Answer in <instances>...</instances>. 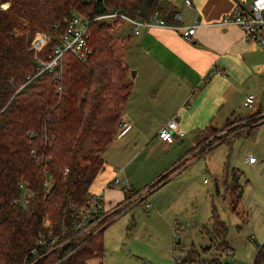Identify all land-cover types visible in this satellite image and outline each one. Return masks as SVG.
Here are the masks:
<instances>
[{"label":"trees","instance_id":"16d2710c","mask_svg":"<svg viewBox=\"0 0 264 264\" xmlns=\"http://www.w3.org/2000/svg\"><path fill=\"white\" fill-rule=\"evenodd\" d=\"M112 9L140 20L159 18L178 24V9L170 0H0V264H55L83 239L58 264H88L89 258L102 257L105 228L124 211L120 205L141 190L126 189L125 199L114 211H106L104 225L94 234L56 249L50 246L46 255L32 262L31 249L40 238L51 245L53 238L61 242L72 234L75 208L88 199L105 167L104 150L124 124L132 80L111 31L117 21L94 19ZM74 14L89 21L88 58L66 52L53 69L37 73ZM38 32L48 34L50 40L37 58L32 41ZM263 122L264 115L254 128ZM178 168L175 165L146 185L145 197ZM231 171L235 173L228 188L235 212L244 187L239 172ZM25 190L29 194L23 196ZM111 213L114 219L105 221ZM210 221L202 225V232L213 245L225 242L227 249L228 226L215 207ZM253 262L264 264V241Z\"/></svg>","mask_w":264,"mask_h":264},{"label":"rangeland","instance_id":"374dc122","mask_svg":"<svg viewBox=\"0 0 264 264\" xmlns=\"http://www.w3.org/2000/svg\"><path fill=\"white\" fill-rule=\"evenodd\" d=\"M113 28L121 54L125 41L117 31L127 35L130 28L128 25ZM40 33L44 32L37 34ZM134 98L130 97L131 101ZM241 106V114L231 115L200 132L199 140L188 153L181 142L174 143L169 150L154 146L139 151L129 168L133 184L141 192L122 207V214L115 217L111 213L105 219L108 222L115 217L103 233L105 254L89 258L88 264H175L177 256L185 259L184 264L199 260L207 264H254L257 248L264 241V122L256 128L254 125L261 120L264 110L246 114L253 107ZM248 132L251 134L247 135ZM210 143L212 147L207 151ZM250 154L258 159L256 165L245 162ZM173 159H180L175 163L179 169L164 185L144 197L146 184L167 172L173 166ZM233 167L239 170V181L244 187L235 212L231 210L228 188L233 183ZM96 186L95 180L91 188ZM27 194L29 190L23 196ZM146 202L151 203L149 208ZM213 207L228 226L227 249H232V256L225 255V242L213 245L201 230L203 224H210ZM239 213L243 219L248 218L242 220Z\"/></svg>","mask_w":264,"mask_h":264},{"label":"crops","instance_id":"0c3cea01","mask_svg":"<svg viewBox=\"0 0 264 264\" xmlns=\"http://www.w3.org/2000/svg\"><path fill=\"white\" fill-rule=\"evenodd\" d=\"M170 1L180 14L176 25H144L137 32L125 21L114 25V28L122 25L130 28L127 35L117 33L126 42L121 56L129 67L132 89L123 115V125L128 127L104 150L105 167L95 179L96 188H90L91 192L103 194L107 210L115 209L125 199L126 189L122 185L105 187V183L118 174L135 187L129 167L140 150L154 146L169 150L181 142L188 153L206 127L241 114V105L249 94L255 98L249 106L252 110L246 114L264 110V47L246 40L239 25L220 23L225 14L238 5H249L252 0H190V4L186 0ZM194 23L196 31L188 41L176 26ZM130 97H135L134 101ZM177 111L185 135L178 137L173 145L162 140L158 132ZM174 159L168 170L180 162ZM257 163L258 159L249 164ZM233 170L239 172L235 167Z\"/></svg>","mask_w":264,"mask_h":264},{"label":"built area","instance_id":"2783aa9c","mask_svg":"<svg viewBox=\"0 0 264 264\" xmlns=\"http://www.w3.org/2000/svg\"><path fill=\"white\" fill-rule=\"evenodd\" d=\"M187 4H190V0H186ZM178 14V13H177ZM180 15H176V18H179ZM95 20H111V21H125L130 23L135 31H138V28L144 25L152 26L155 24H161L165 26H171L166 23L163 19L153 18L152 20H140L136 19L118 9L108 10L103 14H100L94 18ZM222 24L234 23L239 25L244 32V37L246 40L254 41L258 46L264 47V0H252L249 5H238L229 13L225 14L220 22ZM180 29L181 35L184 39L191 41L194 37L197 24L194 23L188 26H176ZM89 21H85L81 15L74 14L72 15L66 24L65 30L60 36L59 43H56L53 46L52 52L49 54L50 58L46 61H40V68L37 73H40L44 69H53L63 58V55L66 52H71L79 59L85 60L88 58L90 53V42H89ZM50 36L44 33L37 34L33 41V48L35 50V56L38 58V52L49 42ZM254 95L249 94L245 97L244 105L252 106L254 101ZM179 115L177 111L174 116L169 119L158 132V136L167 143H174L179 137L185 135V131L182 130L179 126ZM124 127L119 132V135L122 134L128 126L123 125ZM256 156L250 155L248 157L249 163L256 162ZM122 185L125 189L131 188L130 182L126 178H122L118 174L112 176L105 183V187H115ZM139 193L135 194L133 197L127 201H134V198L137 197ZM120 205V210H124L122 207L127 203ZM146 207H150V202H146ZM109 210V209H108ZM107 209L104 206V197L101 192H91L88 199L81 205L77 206L74 211V220L72 223V234L69 235L64 241L57 242L56 238L52 239L51 245L46 244V240L40 238L37 241L36 247L31 249L32 262L38 260L39 257L46 255L50 246L56 249L61 247L65 242L77 239L81 235L89 234L92 235L99 228H101L102 221L104 222V215L106 214ZM114 211V210H113ZM118 214V213H117ZM115 213V215H117ZM49 224V222H47ZM177 224V223H176ZM178 226L175 227V233L177 235ZM252 239L254 235L251 236ZM85 241V239L78 241L75 246L64 254L55 264H58L60 261L67 258L71 253H73L80 245ZM42 249V253L41 252ZM40 253V254H39ZM232 249H227L225 255L232 256ZM38 257V258H37ZM176 262L180 263L181 259L179 256L176 257ZM192 264H207L203 260L194 261ZM225 264H229L226 262Z\"/></svg>","mask_w":264,"mask_h":264},{"label":"water","instance_id":"95a60500","mask_svg":"<svg viewBox=\"0 0 264 264\" xmlns=\"http://www.w3.org/2000/svg\"><path fill=\"white\" fill-rule=\"evenodd\" d=\"M133 73H134V71L132 70V71H131V75H132V76L134 75Z\"/></svg>","mask_w":264,"mask_h":264},{"label":"bare ground","instance_id":"6f19581e","mask_svg":"<svg viewBox=\"0 0 264 264\" xmlns=\"http://www.w3.org/2000/svg\"><path fill=\"white\" fill-rule=\"evenodd\" d=\"M144 197H145V195H144ZM181 261H182V259H181ZM177 263V262H176Z\"/></svg>","mask_w":264,"mask_h":264}]
</instances>
